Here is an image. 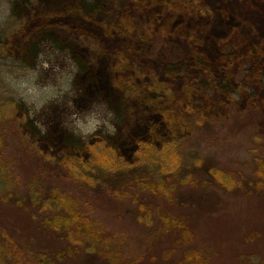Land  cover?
I'll use <instances>...</instances> for the list:
<instances>
[{
    "label": "rangeland",
    "instance_id": "1",
    "mask_svg": "<svg viewBox=\"0 0 264 264\" xmlns=\"http://www.w3.org/2000/svg\"><path fill=\"white\" fill-rule=\"evenodd\" d=\"M53 11L94 20L104 40L30 25ZM168 45L177 55L165 62L159 54ZM141 85L160 102L143 101ZM29 90L39 108L25 101ZM94 101L115 112L114 135L81 138L63 126L71 111L83 113ZM263 105L264 0H0V264H24L33 253V239L4 213L36 197L37 161L44 172L65 162L76 184L87 179L112 195L134 177L169 178L177 204L161 201L172 214L187 199L193 212L198 196L212 192L213 202L198 206L202 215L187 216L191 244L210 264H262ZM93 187L89 195L99 193ZM100 212L98 230L109 232L97 242L104 253L155 264L149 246L158 264L167 263L163 251L174 236L147 230L154 215L139 218L143 226Z\"/></svg>",
    "mask_w": 264,
    "mask_h": 264
},
{
    "label": "trees",
    "instance_id": "2",
    "mask_svg": "<svg viewBox=\"0 0 264 264\" xmlns=\"http://www.w3.org/2000/svg\"><path fill=\"white\" fill-rule=\"evenodd\" d=\"M30 23L31 26L67 27L79 34L86 32L101 42L105 38V31L98 30L94 20L82 16L76 21V16L71 13L63 14L53 11L33 18ZM88 26L90 29L87 28ZM173 49L171 45L166 46L165 50H160L159 58L165 62L170 61L173 56L177 55ZM138 87L141 89L143 101H154L156 104L160 102V99L157 101L151 96L153 87L146 85ZM146 91L149 93L147 94ZM182 101V98L177 96L174 103L181 104ZM119 109L124 110V106L122 105ZM90 162L94 167L104 169L102 165L95 164L94 161ZM257 164L262 167L257 183H263L264 177L261 175H264V163L257 161ZM37 165L32 178L35 181L36 197L28 194L25 203L21 204V210L4 213L6 218L10 219L9 216H11L14 222L20 223L24 239H33V253L26 257L24 264H129L125 262L122 255L114 254L112 251L104 253V249L99 247L97 242L106 243L107 234H109L108 231L98 230L101 225L94 220L100 211L105 212L107 217L108 214L109 217L111 216V212H116L123 218L129 216L138 219L143 226H146V221L143 222L139 218L144 219L148 215H154L159 222H156L154 228L148 225L147 230L160 232L163 229L167 234L174 236V243L171 246L168 245L169 247L163 251L164 259L167 261L163 264L211 263V258L205 250L194 245L193 242L191 244L189 239L193 238L194 233L188 222L190 218L187 216L202 215L200 209H205L206 202L208 201L207 205H209V201L214 199L212 192L207 193L210 197L208 195L198 196V204L193 212L192 206L188 204L190 202L192 204V201L187 199L183 203L184 206L180 208L181 210L178 209L177 214H172L164 208L165 206H162L161 201L163 197L169 204H177V192L172 190L175 182L169 178L156 181L152 178L134 177L120 192H115L114 189L115 194L112 195L111 192H106L102 188H96L95 184L93 187L92 181L87 179H84L83 185L76 184L77 176L65 162L45 172L41 170L39 161ZM87 187H93L99 193L93 191L94 194L89 195ZM198 206L201 208L198 209ZM1 229H3V224H1ZM87 238L90 244H87ZM159 247L156 245L154 249L158 250ZM144 251L147 256L155 258L154 262L158 264L152 248L148 246ZM143 252L141 255L144 254ZM166 252L168 254H165ZM250 255L252 254L246 256ZM262 264H264V255Z\"/></svg>",
    "mask_w": 264,
    "mask_h": 264
},
{
    "label": "clouds",
    "instance_id": "3",
    "mask_svg": "<svg viewBox=\"0 0 264 264\" xmlns=\"http://www.w3.org/2000/svg\"><path fill=\"white\" fill-rule=\"evenodd\" d=\"M27 103L36 104L39 108L40 103L36 96L29 90L22 94ZM104 111L99 110L98 102L94 101L92 105L81 113L80 111H71L63 121V126L72 134L81 138H87L95 135L99 130H105L106 134L114 135L117 131L116 124L113 122L115 112L103 103Z\"/></svg>",
    "mask_w": 264,
    "mask_h": 264
}]
</instances>
